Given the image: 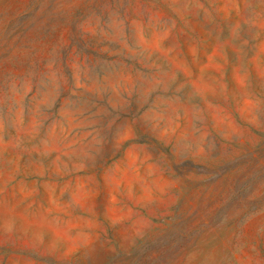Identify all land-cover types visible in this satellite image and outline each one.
Instances as JSON below:
<instances>
[{
  "label": "rangeland",
  "instance_id": "1",
  "mask_svg": "<svg viewBox=\"0 0 264 264\" xmlns=\"http://www.w3.org/2000/svg\"><path fill=\"white\" fill-rule=\"evenodd\" d=\"M0 264H264V0H0Z\"/></svg>",
  "mask_w": 264,
  "mask_h": 264
}]
</instances>
